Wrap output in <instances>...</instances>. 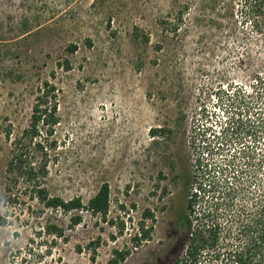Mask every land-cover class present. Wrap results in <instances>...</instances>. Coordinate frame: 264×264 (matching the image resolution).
<instances>
[{
    "label": "rangeland",
    "instance_id": "obj_1",
    "mask_svg": "<svg viewBox=\"0 0 264 264\" xmlns=\"http://www.w3.org/2000/svg\"><path fill=\"white\" fill-rule=\"evenodd\" d=\"M245 6L0 0V264H110L126 250L118 264H174L207 165L262 193L264 14L258 30ZM36 111L58 123L35 127ZM248 111L254 138L229 124ZM20 150L47 164L52 196L88 203L108 183L107 219L89 209L71 229V214L32 199L8 171Z\"/></svg>",
    "mask_w": 264,
    "mask_h": 264
},
{
    "label": "trees",
    "instance_id": "obj_2",
    "mask_svg": "<svg viewBox=\"0 0 264 264\" xmlns=\"http://www.w3.org/2000/svg\"><path fill=\"white\" fill-rule=\"evenodd\" d=\"M245 4L247 19L260 30L264 0H245ZM50 117L52 120L48 119V115L44 118L43 112L36 111L33 124L37 127L43 122L53 127L58 119L54 114ZM261 119L259 123L264 125V117ZM236 123L241 127L245 126V134L252 129L247 134L248 137L254 138V132H258V120L253 119L249 111L245 116L240 117L238 114L230 119V127L233 128ZM246 158L247 165L253 157L248 155ZM205 169L202 181L197 187L190 188L188 213L180 221V232L186 242L185 251L174 264H264V189L262 193L251 190V181L248 180V185L242 183L229 168H208L207 165ZM8 171L22 178L31 193L30 197L37 199L45 208L60 209L65 214H71V229L84 221L82 214L89 209L104 220L107 219L111 203V188L108 183H104L96 196L85 203L80 197L66 200L52 196L45 186L47 164H35L32 157L21 150L13 155ZM48 233L55 238L69 240L65 229L58 225L48 227ZM149 236L145 232L141 239ZM129 253V250L116 251L118 258L110 264L125 260Z\"/></svg>",
    "mask_w": 264,
    "mask_h": 264
}]
</instances>
